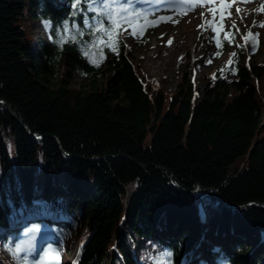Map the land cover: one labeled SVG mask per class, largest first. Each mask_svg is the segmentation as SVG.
<instances>
[{"label":"trees","instance_id":"trees-1","mask_svg":"<svg viewBox=\"0 0 264 264\" xmlns=\"http://www.w3.org/2000/svg\"><path fill=\"white\" fill-rule=\"evenodd\" d=\"M109 6L0 0V236L45 214L78 237L70 264H144L152 240L167 264H264V65L231 28L216 58L234 78L188 73L168 95ZM29 15L50 41L32 43Z\"/></svg>","mask_w":264,"mask_h":264},{"label":"rangeland","instance_id":"rangeland-1","mask_svg":"<svg viewBox=\"0 0 264 264\" xmlns=\"http://www.w3.org/2000/svg\"><path fill=\"white\" fill-rule=\"evenodd\" d=\"M191 1H187L185 7L179 10L167 8L154 12L150 19L155 24L152 28H149L148 22L137 19L132 11L123 12L124 17L129 21L123 37L127 48L134 56V64L143 69L146 77L156 87L161 88L169 95L174 92L180 80L188 73L191 74L192 81L198 89L203 87V78L209 73H214L218 78L227 81L232 80L234 77L222 70L220 61L215 57L217 49L215 42L218 32L220 29H227L230 26H233L241 37V44L246 54L245 61L264 65V27L259 26L264 23V0H250V2L225 0L223 5L218 4L220 0L212 3ZM101 2L105 5L104 0ZM133 2L131 8L138 5L147 9L144 6L145 3H139V0H133ZM90 8L93 11L97 10V2H91ZM212 26H216L217 30L213 31ZM28 30L32 43L36 46L41 39L50 41L47 20L31 18L29 15ZM249 32L259 34L255 38V47L252 42L246 43L245 39H242ZM173 44H176L174 46L175 53L170 56ZM165 48H167L166 52ZM232 48L230 47L228 52ZM169 57H171L170 67L162 66V59L167 60ZM158 66H162L165 73V79L161 81L154 77ZM73 78L75 85L80 83L81 80L77 76H73ZM10 150L14 152L12 143ZM27 226L23 225V228ZM56 229L57 233L63 232L61 227ZM51 230L56 239L58 234H55L56 231L53 228ZM7 238L5 235L3 242L0 243V251L9 264H70L78 247V237H72L64 238L55 244L41 242L35 244L34 247L26 246L22 256L18 254L20 252L13 255L18 247L16 248L12 244L8 246ZM142 247H144V254H141L136 248L135 256L142 257L144 264H167L166 251L158 242L152 240ZM189 257L188 264H195L197 259L191 260L192 254ZM224 260L225 257L220 258L222 263ZM207 263V260L201 261V264Z\"/></svg>","mask_w":264,"mask_h":264},{"label":"snow or ice","instance_id":"snow-or-ice-1","mask_svg":"<svg viewBox=\"0 0 264 264\" xmlns=\"http://www.w3.org/2000/svg\"><path fill=\"white\" fill-rule=\"evenodd\" d=\"M105 2V7L103 9V14L104 16H111L113 15L114 9L112 7L109 6L108 0H104ZM147 2H151V3H157V2H164V0H139V3H147ZM167 2H174V0H167ZM209 2H216V0H209ZM225 2V0H220V3L223 4ZM243 2H250V0H243ZM120 0H111V4H119ZM128 6L129 7H121L120 11L121 12H129L131 10V6L133 5V0H127ZM139 15H151V13H143V11L141 10V13H138ZM221 19H223V16H221ZM255 24V22H254ZM259 26L264 27V23H261ZM212 30L216 31V26H212ZM258 33L253 34L251 32H249L247 34L246 37H242V39H245V42H252L253 43V47L256 46V40L255 38L258 37ZM225 39H229V35L226 33L225 34ZM232 39H234V37H232Z\"/></svg>","mask_w":264,"mask_h":264},{"label":"bare ground","instance_id":"bare-ground-1","mask_svg":"<svg viewBox=\"0 0 264 264\" xmlns=\"http://www.w3.org/2000/svg\"><path fill=\"white\" fill-rule=\"evenodd\" d=\"M174 46H176V44H173V46H172L173 49L171 50L172 53H170L171 54L170 56H173V54L175 53ZM165 49H166L165 50V52H166L167 48H165ZM162 61H163L162 66L163 65H168V67H170V65H171V57H169L167 60H165V58H163ZM195 62H196V60H195ZM162 66H158L156 71H155V73H154V77L157 78V80H159V81L165 79V73L163 72ZM26 246H30V247H34L35 246V243L32 240V238H29V239H27V241L25 240L24 242H21V243L19 242L18 243V252H23ZM13 255H14V252H13Z\"/></svg>","mask_w":264,"mask_h":264}]
</instances>
